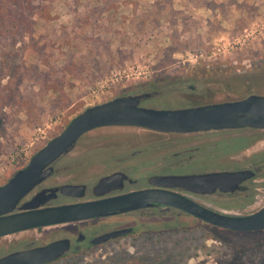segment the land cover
Returning <instances> with one entry per match:
<instances>
[{
    "label": "rangeland",
    "instance_id": "374dc122",
    "mask_svg": "<svg viewBox=\"0 0 264 264\" xmlns=\"http://www.w3.org/2000/svg\"><path fill=\"white\" fill-rule=\"evenodd\" d=\"M48 17L34 18V39L46 52L25 54L26 64L38 69L30 68L20 93L0 92V186L75 116L115 97L155 88L163 97L147 105L176 109L264 95V0H51ZM41 61L59 72V93L47 92L36 77L50 70ZM206 141L227 144L229 151L184 170L262 169L247 202L209 206L234 216L263 207L264 130L97 129L58 163L49 184L95 183L125 159L138 178L141 172L172 169L171 154ZM149 221L154 227L141 226L135 237L50 264H264V231L231 232L186 218L164 219L166 225ZM78 227L70 223L1 237L0 256L45 245Z\"/></svg>",
    "mask_w": 264,
    "mask_h": 264
},
{
    "label": "water",
    "instance_id": "95a60500",
    "mask_svg": "<svg viewBox=\"0 0 264 264\" xmlns=\"http://www.w3.org/2000/svg\"><path fill=\"white\" fill-rule=\"evenodd\" d=\"M163 97L159 89L115 97L86 108L65 128L36 151L27 164L0 186V238L20 232L96 219L145 209L154 205L174 208L214 228L231 232L264 231V206L256 212L234 216L208 208L172 190L195 194L233 192L253 176L247 169L194 175H164L150 179L152 188L104 198L121 189L125 176L113 171L95 183L49 184L55 169L88 133L102 128H139L165 134H195L235 130H264V95L249 94L232 101L207 103L176 109H155ZM147 105L148 103H152ZM134 152L133 155H137ZM42 186L43 188L39 190ZM31 196V197H30ZM94 197L91 201H81ZM77 200L74 203L61 202ZM121 229L98 236L93 245L131 232ZM70 248L66 238L45 245L29 246L0 256V264H49Z\"/></svg>",
    "mask_w": 264,
    "mask_h": 264
},
{
    "label": "flooded vegetation",
    "instance_id": "af4514ba",
    "mask_svg": "<svg viewBox=\"0 0 264 264\" xmlns=\"http://www.w3.org/2000/svg\"><path fill=\"white\" fill-rule=\"evenodd\" d=\"M226 146L227 144L224 145L223 143H216L214 141H206L192 148L184 149L181 152H174L170 156L173 158L174 161L171 162V164H169L172 166V169H168L169 168L168 167L165 170L141 172L142 174L139 178L137 177V174L139 173L135 170V166H132L129 163L126 164V162H128V160L130 159L121 160L120 166L122 165V167H119L115 171H119V172L124 171V172H121L125 176L123 180V186L121 189L112 191L109 194L105 195L104 198L119 196V195L127 194L130 192H134V191L152 188L149 181L151 178L157 177V176H164V175L184 176V175H194V174H204V173L216 172V171H206L203 173H194L193 171L190 172L191 170H184V168L190 163L194 161L195 162L198 161L200 158H208V159L218 158L219 156H221V154L228 153L229 149H227ZM223 147H225V150L222 149ZM175 159L177 160L175 161ZM176 163L179 166L178 168L179 169L181 168L180 170H177L178 172L176 171V169L178 168H175ZM238 168L240 167H237V169ZM241 169L250 170L253 173V176L243 181L241 184H239L238 188L233 192L224 193V192L217 190L212 194L201 195V194L186 192L183 190H172V191L180 195H183L187 198H190L193 201L200 203L208 208H211L209 204L222 205V204H226L228 201L247 202L251 194H253V192L257 189L255 187L256 184L254 182L258 178L259 173L261 172L262 169L261 167L259 168L258 167H254V168L241 167ZM43 188H46V187L42 186L39 190ZM94 199H95L94 197H86L81 201H91ZM76 201L77 200H73V199H64L61 203L62 204L74 203ZM180 218H186V219H189L191 221L193 220L196 222L199 221L198 219L182 211H179L177 209L165 208L162 206L154 205V206H151L145 209L131 211V212L123 213V214L109 215L106 217H101V218H96V219H89V220L73 222L71 224H74V225L79 224V227L77 228L76 231H71L65 237H62V238L68 239L70 242L69 251L63 257L70 256V255H78L80 253H87L89 250L93 248H100V247L102 248L103 246L110 244L114 241H118V240H121L127 237H133V236L135 237L136 232L139 231L141 226H145V227L153 226L154 227L155 223L150 222L149 221L150 219L156 220L157 223H160V222L165 223L166 225L167 221H163L164 219L174 221ZM139 219L145 220L147 222L142 225L141 224L142 221L141 220L138 221ZM66 224H70V223H66ZM138 224H140V226ZM61 225H64V224H61ZM121 229H132V231L118 238L109 239L99 245H93L91 243V241L97 238L98 236L109 233L111 231L121 230Z\"/></svg>",
    "mask_w": 264,
    "mask_h": 264
},
{
    "label": "trees",
    "instance_id": "16d2710c",
    "mask_svg": "<svg viewBox=\"0 0 264 264\" xmlns=\"http://www.w3.org/2000/svg\"><path fill=\"white\" fill-rule=\"evenodd\" d=\"M50 5L51 0H0V92L9 89L20 93L19 88L29 77L30 68L38 69L26 64L25 54L46 52L47 48L39 47L34 39V18L48 19ZM47 67L50 68L48 72L36 74V77H42L40 83L47 92L59 93L63 89L62 80L57 79L59 72H53L55 69L50 65ZM3 80L7 81L4 85L1 84ZM14 82L17 83L15 89L9 88Z\"/></svg>",
    "mask_w": 264,
    "mask_h": 264
}]
</instances>
